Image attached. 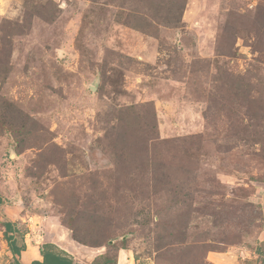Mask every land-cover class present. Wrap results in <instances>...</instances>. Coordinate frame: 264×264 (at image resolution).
Wrapping results in <instances>:
<instances>
[{
    "label": "rangeland",
    "instance_id": "374dc122",
    "mask_svg": "<svg viewBox=\"0 0 264 264\" xmlns=\"http://www.w3.org/2000/svg\"><path fill=\"white\" fill-rule=\"evenodd\" d=\"M0 116V264L264 256V0H0Z\"/></svg>",
    "mask_w": 264,
    "mask_h": 264
},
{
    "label": "trees",
    "instance_id": "16d2710c",
    "mask_svg": "<svg viewBox=\"0 0 264 264\" xmlns=\"http://www.w3.org/2000/svg\"><path fill=\"white\" fill-rule=\"evenodd\" d=\"M4 121L0 116V128L8 129L5 127ZM74 220V219H71ZM95 221H92L90 224L94 226ZM2 237L3 241L5 242L8 252L11 255V264H22L21 262V253L25 251L26 246L23 241L25 236V232L20 231L17 225L11 221H5L2 225ZM64 226L71 232V239L78 243L79 245L89 247V248H97L99 246H105L106 249L111 247L109 245V241L111 238H104L106 240L104 243L98 244H87L83 239L79 238L76 235V230L74 229V221L68 224H64ZM18 240L20 243H18ZM124 245H121L122 248ZM126 249V248H122ZM39 254L41 257V261H32L31 264H74V260L67 255L64 251L58 249L55 245L45 243L42 244L39 248ZM117 252L114 259L110 258L107 253L101 254L100 256L96 257L93 262H97L95 264H117ZM259 257V256H258ZM99 261V262H98ZM259 264H264V256L260 257Z\"/></svg>",
    "mask_w": 264,
    "mask_h": 264
},
{
    "label": "crops",
    "instance_id": "0c3cea01",
    "mask_svg": "<svg viewBox=\"0 0 264 264\" xmlns=\"http://www.w3.org/2000/svg\"><path fill=\"white\" fill-rule=\"evenodd\" d=\"M29 228H31V227L29 226ZM28 236H29L28 233H26L24 236V243H25L26 249H25V251H23L21 253L22 264H31L32 261H41V257L39 254V248L42 244L49 243V241L46 242L43 238H41V241L36 242L35 244L34 243L32 244L30 241H27ZM57 236H58V234H57ZM57 236H55V239H53L50 243L55 245L60 250L66 252L68 255L69 254L75 255L76 253H79L81 251L83 253H88V254L92 253V252H90L91 249L89 247L87 248L85 246L79 245L78 243L74 242L71 239L69 233H66V235H64L65 237L67 236V241H65V242L61 241V239H58ZM25 237L27 239H25ZM73 253H75V254H73ZM8 254H9V252H8ZM94 254L96 255V253H94ZM97 254L98 255H96L90 262H92L96 257L101 255V253H97ZM10 258H11V255H10Z\"/></svg>",
    "mask_w": 264,
    "mask_h": 264
},
{
    "label": "water",
    "instance_id": "95a60500",
    "mask_svg": "<svg viewBox=\"0 0 264 264\" xmlns=\"http://www.w3.org/2000/svg\"><path fill=\"white\" fill-rule=\"evenodd\" d=\"M90 88H91V90L94 89V88H92V87H90Z\"/></svg>",
    "mask_w": 264,
    "mask_h": 264
}]
</instances>
